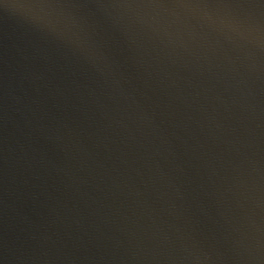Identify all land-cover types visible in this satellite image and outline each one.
<instances>
[{"label":"water","instance_id":"95a60500","mask_svg":"<svg viewBox=\"0 0 264 264\" xmlns=\"http://www.w3.org/2000/svg\"><path fill=\"white\" fill-rule=\"evenodd\" d=\"M0 264H264V0H0Z\"/></svg>","mask_w":264,"mask_h":264}]
</instances>
